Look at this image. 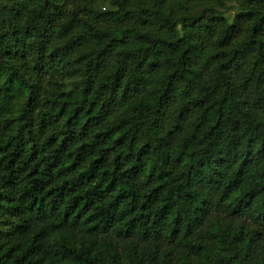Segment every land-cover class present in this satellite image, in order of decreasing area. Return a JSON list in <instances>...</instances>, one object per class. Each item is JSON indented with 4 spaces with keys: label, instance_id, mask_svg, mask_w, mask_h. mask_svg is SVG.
<instances>
[{
    "label": "trees",
    "instance_id": "obj_1",
    "mask_svg": "<svg viewBox=\"0 0 264 264\" xmlns=\"http://www.w3.org/2000/svg\"><path fill=\"white\" fill-rule=\"evenodd\" d=\"M0 264H264V0H0Z\"/></svg>",
    "mask_w": 264,
    "mask_h": 264
}]
</instances>
